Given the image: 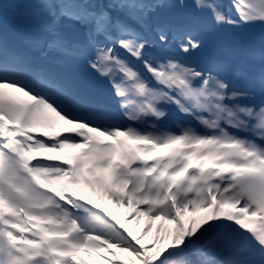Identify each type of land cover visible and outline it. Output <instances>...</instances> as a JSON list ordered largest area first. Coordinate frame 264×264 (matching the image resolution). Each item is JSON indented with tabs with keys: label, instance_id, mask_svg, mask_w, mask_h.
I'll return each mask as SVG.
<instances>
[{
	"label": "snow or ice",
	"instance_id": "obj_1",
	"mask_svg": "<svg viewBox=\"0 0 264 264\" xmlns=\"http://www.w3.org/2000/svg\"><path fill=\"white\" fill-rule=\"evenodd\" d=\"M257 25L264 0H0V264H264Z\"/></svg>",
	"mask_w": 264,
	"mask_h": 264
},
{
	"label": "rangeland",
	"instance_id": "obj_2",
	"mask_svg": "<svg viewBox=\"0 0 264 264\" xmlns=\"http://www.w3.org/2000/svg\"><path fill=\"white\" fill-rule=\"evenodd\" d=\"M227 2H228V4L230 3V0H227ZM228 4H226V5H228ZM17 21L11 16V15H9V18H8V20H7V24H8V27H9V29L11 30V29H13V28H15L16 26H17ZM257 28V27H256ZM110 206V205H109ZM126 210L124 209V208H119V209H117L116 210V215H117V217L119 218L120 216H122V214L125 212ZM141 222H143V221H141Z\"/></svg>",
	"mask_w": 264,
	"mask_h": 264
},
{
	"label": "bare ground",
	"instance_id": "obj_3",
	"mask_svg": "<svg viewBox=\"0 0 264 264\" xmlns=\"http://www.w3.org/2000/svg\"><path fill=\"white\" fill-rule=\"evenodd\" d=\"M256 27H257V32L260 31V30H264V26L257 25ZM102 90H103L102 86H100V87L97 89V91L100 92V93H102ZM169 119L171 120V122H169V120H167V121H165L164 123H166V124H168L169 126H171V124L173 123V120L171 119V117H170ZM142 225H143V222H141V227H142Z\"/></svg>",
	"mask_w": 264,
	"mask_h": 264
},
{
	"label": "trees",
	"instance_id": "obj_4",
	"mask_svg": "<svg viewBox=\"0 0 264 264\" xmlns=\"http://www.w3.org/2000/svg\"><path fill=\"white\" fill-rule=\"evenodd\" d=\"M120 255L122 256V258H128L125 254H120Z\"/></svg>",
	"mask_w": 264,
	"mask_h": 264
}]
</instances>
